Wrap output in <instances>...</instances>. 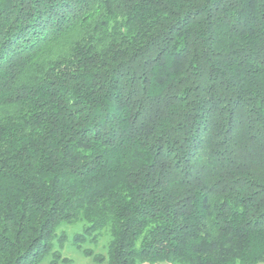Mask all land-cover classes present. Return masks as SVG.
<instances>
[{
  "label": "trees",
  "instance_id": "16d2710c",
  "mask_svg": "<svg viewBox=\"0 0 264 264\" xmlns=\"http://www.w3.org/2000/svg\"><path fill=\"white\" fill-rule=\"evenodd\" d=\"M78 221L108 264H264V0H0V264Z\"/></svg>",
  "mask_w": 264,
  "mask_h": 264
},
{
  "label": "rangeland",
  "instance_id": "374dc122",
  "mask_svg": "<svg viewBox=\"0 0 264 264\" xmlns=\"http://www.w3.org/2000/svg\"><path fill=\"white\" fill-rule=\"evenodd\" d=\"M85 226L83 221L61 224L50 251L38 264H108L109 229L88 234L84 232Z\"/></svg>",
  "mask_w": 264,
  "mask_h": 264
}]
</instances>
